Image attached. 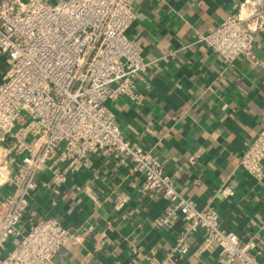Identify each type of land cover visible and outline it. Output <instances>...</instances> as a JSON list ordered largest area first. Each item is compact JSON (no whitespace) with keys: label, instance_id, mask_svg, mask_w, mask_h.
<instances>
[{"label":"built area","instance_id":"obj_1","mask_svg":"<svg viewBox=\"0 0 264 264\" xmlns=\"http://www.w3.org/2000/svg\"><path fill=\"white\" fill-rule=\"evenodd\" d=\"M135 0H0V264H51L71 234L56 218L30 221L23 230L28 197L42 170L54 192L98 152L144 179L143 190L165 201L154 222L171 228L184 223L168 253L176 264L189 253L187 238L201 239L191 254L213 264H264L257 239L243 240L222 227L216 208L178 191L173 178L148 150L131 144L109 103L125 97L139 103L137 81L147 62L126 31ZM264 29V0H243L208 33L194 35L226 62L252 57L253 35ZM237 167L260 179L264 174V127L246 143ZM221 197L232 194L223 184ZM10 238L17 241L2 255Z\"/></svg>","mask_w":264,"mask_h":264},{"label":"crops","instance_id":"obj_2","mask_svg":"<svg viewBox=\"0 0 264 264\" xmlns=\"http://www.w3.org/2000/svg\"><path fill=\"white\" fill-rule=\"evenodd\" d=\"M241 1L135 0L126 33L148 63L136 82L140 102L121 96L109 107L124 137L159 160L182 196L216 208L222 227L243 240L254 236L264 261V174L256 179L237 167L246 143L264 127V29L253 35L252 57L230 63L194 41ZM87 162L58 193L51 173L40 171L19 228L50 216L69 231L51 264H172L167 255L184 223L157 225L165 201L143 190V177L109 153L98 151ZM223 184L232 188L228 197L217 194ZM8 191L0 187V195ZM200 239V231L188 236L190 251ZM190 251L176 264H213Z\"/></svg>","mask_w":264,"mask_h":264},{"label":"rangeland","instance_id":"obj_3","mask_svg":"<svg viewBox=\"0 0 264 264\" xmlns=\"http://www.w3.org/2000/svg\"><path fill=\"white\" fill-rule=\"evenodd\" d=\"M1 64V63H0Z\"/></svg>","mask_w":264,"mask_h":264}]
</instances>
